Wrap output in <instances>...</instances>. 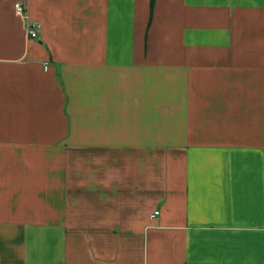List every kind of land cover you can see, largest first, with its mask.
<instances>
[{
  "label": "crops",
  "instance_id": "crops-1",
  "mask_svg": "<svg viewBox=\"0 0 264 264\" xmlns=\"http://www.w3.org/2000/svg\"><path fill=\"white\" fill-rule=\"evenodd\" d=\"M0 264H264V0H0Z\"/></svg>",
  "mask_w": 264,
  "mask_h": 264
},
{
  "label": "built area",
  "instance_id": "built-area-1",
  "mask_svg": "<svg viewBox=\"0 0 264 264\" xmlns=\"http://www.w3.org/2000/svg\"><path fill=\"white\" fill-rule=\"evenodd\" d=\"M15 8H16V11L19 14L23 15V14L26 13V9H25V7L23 6L22 3H16L15 4ZM39 29H40V24L37 21H34V20H29L28 21V24H27V35L30 38H37L38 35H39L38 34ZM45 67H46V69L48 68V62L45 63Z\"/></svg>",
  "mask_w": 264,
  "mask_h": 264
}]
</instances>
